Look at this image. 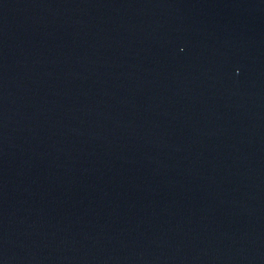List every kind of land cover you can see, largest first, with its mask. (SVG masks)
<instances>
[{
    "label": "water",
    "instance_id": "95a60500",
    "mask_svg": "<svg viewBox=\"0 0 264 264\" xmlns=\"http://www.w3.org/2000/svg\"><path fill=\"white\" fill-rule=\"evenodd\" d=\"M0 264H264V0H0Z\"/></svg>",
    "mask_w": 264,
    "mask_h": 264
}]
</instances>
